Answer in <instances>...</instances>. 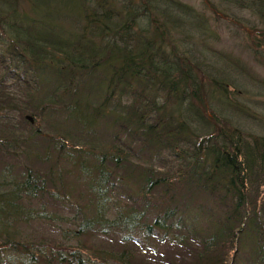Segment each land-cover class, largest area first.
<instances>
[{"label": "trees", "instance_id": "16d2710c", "mask_svg": "<svg viewBox=\"0 0 264 264\" xmlns=\"http://www.w3.org/2000/svg\"><path fill=\"white\" fill-rule=\"evenodd\" d=\"M226 1L260 19L248 46L264 58V0ZM209 20L180 0H0V108L24 109L35 130L55 110V129H66L59 143L48 135L35 143L43 160L54 161L44 173L0 166L14 177L7 185L18 187L0 190V264L3 253L22 264L38 254L40 264H102L83 253L84 244L48 253L25 242L22 225L34 218L66 222L72 237L101 234L104 251L137 247L146 236L160 246L176 241L182 264H240L246 251L250 264H264V135L224 116L228 126L210 120L199 97L200 64L177 42L191 31L210 36ZM223 63L250 72L232 55ZM11 84L27 95L19 104ZM206 125L214 130L203 135ZM52 143L59 144L54 154L46 150ZM166 149L187 159L163 166L158 155ZM74 173L84 187L76 201L66 180Z\"/></svg>", "mask_w": 264, "mask_h": 264}, {"label": "rangeland", "instance_id": "374dc122", "mask_svg": "<svg viewBox=\"0 0 264 264\" xmlns=\"http://www.w3.org/2000/svg\"><path fill=\"white\" fill-rule=\"evenodd\" d=\"M180 1L189 3L198 11L204 12L210 18L209 28L212 31L210 36L206 34L203 35L199 31H191L188 35L178 34L177 36V42L181 44V47L185 50H189L188 52L191 53L189 55H193L192 59L200 64L202 70L200 76L203 88L202 93L199 92V97L203 102V104H201L200 101V104L205 114L211 117L210 120L212 122H214V118L219 117L220 122L217 123L223 124V121H225V126H228L226 124L227 119L224 118L226 117L234 127H238L241 131L244 130L247 133L253 132L257 135H264V58L263 55L259 57L256 51H251L248 46L250 41V34L248 35V33L254 32L259 27H262L260 19L250 9H242L235 4H230L226 0H210L211 3L218 5L219 11L209 6V0ZM228 55H232L239 59L241 63L246 64L250 72L245 75L241 72L240 67L233 64L226 66L223 60H226ZM222 85H226L228 88L227 92L223 90ZM14 86V84H11L12 93L16 95L19 104L27 95L23 92L24 88L17 89V87ZM229 100L231 101L228 102ZM168 104L167 109L170 111L169 108L173 106V101L169 100ZM45 105H47L46 102ZM235 106H238V109L241 110L240 115L236 114L237 111L234 109ZM109 108L111 109L112 107L109 106ZM22 110L24 111V109ZM22 110L18 108L14 109V107L0 108V147L9 146L10 153L12 154L9 157L3 155V149L0 148V166L2 167L3 164L12 166L11 171L14 172H17L16 168H14L15 166L22 167V173H28L29 169H34L39 175V173L42 174L44 171H47V165L50 166L54 164V161L51 160L49 162L43 160L45 150L41 147L40 149L35 147V143L38 145V143L45 139L44 137L46 135L51 137L55 143H59V141L63 139V131L66 132V129L60 128L62 127L60 125L55 129L56 122H59L61 119L60 117H56V114H54L55 110L46 112L45 117L39 120L37 124L33 123L34 127L40 126L41 130H37L38 128L35 130L33 127V129H30V125L26 123V116L28 117L31 115L23 113ZM184 115L185 114H182V116ZM180 117L181 116H179V118ZM113 121L111 122L113 123ZM52 124H54V126H51ZM107 126H110V122ZM206 128L208 131H206V129H201L199 132L203 135H208L214 130V128L209 125H206ZM95 129L97 131L99 128L97 127ZM114 130L115 128L112 129V131ZM256 134L254 136H256ZM99 135L101 136V133ZM109 136H111V133ZM55 143L48 145L46 150L52 151V154H54L56 149L59 150V144L55 145ZM82 145L87 148H94V146H88V144L84 142H82ZM30 146L31 148L29 150L28 148ZM101 150H104V148L99 147L96 149V152L100 153ZM106 150L111 155L115 151V148L108 147ZM39 155L41 156V160H38ZM13 157L15 159H13ZM158 158L161 159L163 166L166 164H170L171 166L180 165L187 159L179 157L173 149L163 150L158 155ZM107 159L110 160L109 157ZM75 174L76 173H74L73 176L69 175L66 177L68 188L72 187L71 198L74 201L77 200L84 188L77 183ZM11 175L12 174L0 172V190H18L16 184L7 185L8 182L14 179ZM24 178L25 177L21 175L18 177V181ZM75 197L77 198L74 199ZM20 200L23 205L28 204L27 196H22ZM46 202L52 203L51 200H47L45 203ZM39 204L40 201L35 202L34 200L35 206L39 207ZM50 209L59 212V214H66V212L62 211L57 205H50ZM22 231V239L25 240V242L35 243L34 247H42L44 250L47 249L49 251L48 253H55L68 247L74 249L84 244L87 248L83 250V253L87 257H90L94 263H183L181 253L183 254L184 251L181 247H179L181 249L176 247V241L174 243L167 241L165 242L166 245L160 246L151 238L141 236L140 238L143 240L142 245L136 247L130 243L131 247L128 248L127 246H123L124 244H119L106 247V251H104L102 250L105 248L103 246L107 243L104 241L101 234L72 237L70 225L66 222L60 224L59 220L45 222L42 219L34 218L28 225H22ZM125 242L126 241L122 243ZM173 246L177 249H173ZM166 248L168 254L167 256H163V252ZM178 249L180 251H178ZM15 254L9 255L3 253L2 257L4 259V264H22L21 262L24 261V259L22 258L20 261L19 256ZM249 258L250 255L248 251H246L240 264H250ZM39 260L40 255L38 254L34 264H40L38 263Z\"/></svg>", "mask_w": 264, "mask_h": 264}, {"label": "water", "instance_id": "95a60500", "mask_svg": "<svg viewBox=\"0 0 264 264\" xmlns=\"http://www.w3.org/2000/svg\"><path fill=\"white\" fill-rule=\"evenodd\" d=\"M28 119H30L32 122L34 121L33 118L31 116H28Z\"/></svg>", "mask_w": 264, "mask_h": 264}]
</instances>
